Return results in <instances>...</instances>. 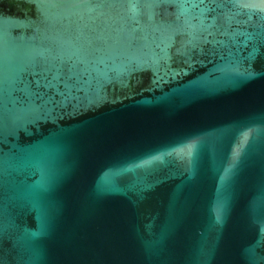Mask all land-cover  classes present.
<instances>
[{
    "label": "water",
    "instance_id": "95a60500",
    "mask_svg": "<svg viewBox=\"0 0 264 264\" xmlns=\"http://www.w3.org/2000/svg\"><path fill=\"white\" fill-rule=\"evenodd\" d=\"M0 264H264V4L0 0Z\"/></svg>",
    "mask_w": 264,
    "mask_h": 264
},
{
    "label": "snow or ice",
    "instance_id": "6c2138e0",
    "mask_svg": "<svg viewBox=\"0 0 264 264\" xmlns=\"http://www.w3.org/2000/svg\"><path fill=\"white\" fill-rule=\"evenodd\" d=\"M201 2H204V0H201ZM259 2L262 3V4H264V0H259ZM135 6H136L135 3H132V4H131V7H132L133 9H135Z\"/></svg>",
    "mask_w": 264,
    "mask_h": 264
}]
</instances>
